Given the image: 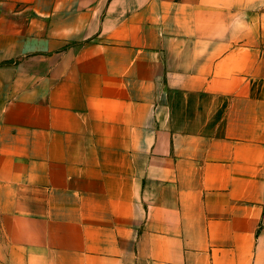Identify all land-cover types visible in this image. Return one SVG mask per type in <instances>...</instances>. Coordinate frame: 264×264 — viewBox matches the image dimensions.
I'll use <instances>...</instances> for the list:
<instances>
[{
  "label": "crops",
  "instance_id": "1",
  "mask_svg": "<svg viewBox=\"0 0 264 264\" xmlns=\"http://www.w3.org/2000/svg\"><path fill=\"white\" fill-rule=\"evenodd\" d=\"M0 264H264V0H0Z\"/></svg>",
  "mask_w": 264,
  "mask_h": 264
}]
</instances>
